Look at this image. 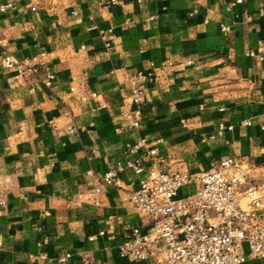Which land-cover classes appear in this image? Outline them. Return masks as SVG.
<instances>
[{"label": "crops", "instance_id": "0c3cea01", "mask_svg": "<svg viewBox=\"0 0 264 264\" xmlns=\"http://www.w3.org/2000/svg\"><path fill=\"white\" fill-rule=\"evenodd\" d=\"M111 1L0 0L12 4L0 15V264H132L117 247L151 223L128 200L141 176L102 177L138 139L166 169L197 173L235 156L264 184V0ZM258 47L262 62L246 56ZM40 54L44 67L23 76L3 64ZM139 71L155 79L133 128ZM220 123L233 129L208 140Z\"/></svg>", "mask_w": 264, "mask_h": 264}, {"label": "built area", "instance_id": "2783aa9c", "mask_svg": "<svg viewBox=\"0 0 264 264\" xmlns=\"http://www.w3.org/2000/svg\"><path fill=\"white\" fill-rule=\"evenodd\" d=\"M241 2L235 0L231 5ZM11 9V3H0V15ZM219 30L225 34L229 28L220 25ZM100 33L105 48L109 49L115 39L112 29ZM42 56L35 57V64L33 60L18 62L7 56L3 64L7 69L16 70V77L23 76L33 72L34 65L44 67ZM246 56L263 61L260 47L247 51ZM45 73L44 84L49 86L52 75ZM154 79L152 71L136 72L130 79L129 99L135 109L126 118L133 128L139 127L136 116L142 104L143 86ZM182 125H185L183 121ZM250 125L249 121L240 123V126ZM259 128L264 131V123ZM224 129L231 131L233 127L220 123L207 139L221 136ZM67 132L75 134L76 128L69 127ZM140 151L141 158H131ZM126 154L129 160L107 170L102 184L113 185L117 174L124 169L140 175L137 188L128 193V200L135 210L148 216L151 223L145 230L129 229L117 247L121 259L132 264H247L264 259V184L250 178L239 158L226 156L205 170L189 173L163 167L164 159L144 139L127 144ZM190 186H194L193 191L182 194ZM80 264L101 263L84 258Z\"/></svg>", "mask_w": 264, "mask_h": 264}]
</instances>
